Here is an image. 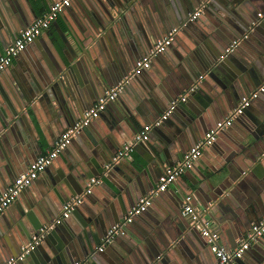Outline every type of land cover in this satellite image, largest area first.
Returning a JSON list of instances; mask_svg holds the SVG:
<instances>
[{
	"label": "water",
	"instance_id": "obj_1",
	"mask_svg": "<svg viewBox=\"0 0 264 264\" xmlns=\"http://www.w3.org/2000/svg\"><path fill=\"white\" fill-rule=\"evenodd\" d=\"M136 1L144 5L148 2L84 0L81 11L68 6L60 13L66 29L57 27L58 39L43 33L26 47L36 52L27 54L25 67L15 72L13 69L12 80L0 87V142L11 141L5 144V150L0 148V155L4 157L12 151L14 156L13 149L19 148L17 145L25 148L32 143L31 135H36V130L30 121L41 105L52 107V117L59 125L90 109L136 64L140 56L135 57V49L129 48L131 40L146 46L148 52L155 45L154 38L159 30L172 25L180 28L172 44L187 34L183 38L184 49L199 57L191 66L184 64L182 54L171 55L170 48L165 51L168 55L163 56L165 52L156 55L153 62L163 57L165 69L153 73L145 69L139 74L148 78L144 91H137L143 100L139 112L145 120L150 117L154 122L180 95L187 94L185 100L178 101L171 113L152 127L148 141L135 146L142 155V162L114 163L117 147L126 140L123 131L129 134L132 128L131 138L137 131L131 119L136 113L118 98L130 87L126 86L117 99L110 101L86 126L89 132L85 127L80 131L78 135L85 139L84 142L77 139L78 135L72 140L70 145L77 149L76 156L70 160L64 157L70 145L60 154L71 166V175L57 174L47 168L46 190L31 198L27 209L22 208L18 222L5 226L0 234V264L20 254L32 235L59 214L68 200L83 192L94 176H105L119 193L109 187L114 199H108L96 191L101 185H95L71 216L57 226L58 234L49 233L18 264H74L80 260H86L87 264L100 261L103 264H213L217 258L207 238L183 215L187 194L195 196L206 208V215L218 225L222 243L224 236L231 240L242 238L252 223L264 216V97L258 100L263 92L241 114L249 117L250 122H244L239 134L233 132L235 137L228 138L227 153L222 155L219 169L191 170L196 181L185 178L186 173L180 175L179 180L173 182L175 188H170L173 194L169 196V203L173 211L168 209L153 216L147 208L123 225L107 248L97 250L108 230L156 187L162 169L172 165L166 158L185 150L186 143L192 144L204 137L245 94L264 83V31H260L264 28V0H149L154 8L161 6L164 10L163 3L174 9L172 17L164 18L163 14L156 19L141 14ZM44 4L45 0H0L4 25L0 31L1 42L12 34L17 37L35 7ZM201 4L205 7L200 16L186 23L189 13ZM67 11L76 15L67 17ZM206 17L212 19L210 24L197 26L198 21H205ZM250 41L255 45L241 52V45ZM238 55L240 61L233 66L231 61ZM165 57L171 58L166 61ZM76 90L80 98L75 95ZM97 92L102 94L94 96ZM110 104L117 106L112 112L108 111ZM105 112L110 120L98 124ZM240 116L234 124L240 122ZM38 146L42 151L40 144ZM0 166L2 191L7 182L3 181L5 171L1 161ZM224 170L229 174L222 179L220 173ZM180 180L190 192L181 187ZM164 193L159 192L155 198ZM114 201L116 213L112 206ZM196 202L194 199L193 204L197 205ZM80 208L85 214L79 212ZM74 215L77 217L73 218ZM261 239L264 241V235ZM190 243L192 247L187 245ZM250 250L252 257L246 261L264 264V248L255 243ZM244 262L243 258L237 259V264Z\"/></svg>",
	"mask_w": 264,
	"mask_h": 264
},
{
	"label": "built area",
	"instance_id": "obj_2",
	"mask_svg": "<svg viewBox=\"0 0 264 264\" xmlns=\"http://www.w3.org/2000/svg\"><path fill=\"white\" fill-rule=\"evenodd\" d=\"M71 0H53L49 7L25 28L21 29L13 42H11L5 49L4 53L0 54V73L12 66L14 60L18 55L26 49V47L33 43L40 37L46 29H48L54 21L58 19L60 13L70 5ZM205 4L197 6L189 13L186 23L197 19L203 12ZM179 26L171 27L166 35L159 38L155 45L144 55L140 56L136 64L131 68L128 74L117 82V84L110 87L105 95H102L94 105L83 113V116L75 121L72 125L67 127L60 136L56 139L52 147L40 154L33 160L27 169L20 173L8 187L0 193V216L8 209L12 203L18 198L20 193L29 186L35 179H37L46 169L54 162V160L69 146L72 140L80 133V131L88 126L93 119L97 118L103 112L110 101H115L118 94L129 86L133 79L141 74L145 69H148L153 61V58L169 48L179 31ZM236 41L233 42V44ZM195 85L192 87L194 89ZM264 92V83L255 88L251 92L245 94L238 105L230 110L228 115L219 120L216 125L210 128L202 137L183 153L182 157L174 164L167 165L162 169V174L159 176L158 183L146 196L142 197L140 201L133 206L122 221L113 225L107 234L101 239L98 246V251H103L109 243H111L115 235L121 230L122 226L130 222L134 216L145 211L152 205L155 196L159 192L166 191L173 182H175L180 175L192 169L195 163L201 158L204 150L212 145L222 131L233 125L234 120L239 117L244 110L249 107L252 102L258 98L260 93ZM187 94L180 95L176 101L173 102L170 109H168L161 117L155 120L152 124H146L138 127L134 136L125 142L113 157V162L118 163L125 159H130L132 153L135 151V146L140 142L149 140V134L154 125H159L162 119L166 118L171 113L172 108L178 101L185 100ZM111 163L107 165L110 166ZM101 179L92 177L86 184L85 189L80 194L68 200L62 211L54 217L49 223L42 225L37 233L32 235L31 240L22 246L21 253L17 256L8 258L3 264H18L25 258L26 253L38 245L49 233L54 231L59 224L69 218L72 212L84 201V197L92 192L95 185L100 184ZM194 196L187 194L183 207V215L187 217L190 224L196 227L203 236L207 238L211 250L215 254L217 260L214 264H237V259L242 258L251 245L259 240L264 235V216L257 223H252L243 238L239 240L234 249H227L220 242V233L218 232L214 221L206 215V208L202 205L197 206L193 204ZM74 264H87V261L80 260Z\"/></svg>",
	"mask_w": 264,
	"mask_h": 264
},
{
	"label": "crops",
	"instance_id": "obj_3",
	"mask_svg": "<svg viewBox=\"0 0 264 264\" xmlns=\"http://www.w3.org/2000/svg\"><path fill=\"white\" fill-rule=\"evenodd\" d=\"M139 1V0H138ZM137 2V1H136ZM51 0H45V4L43 6H36L35 10L33 12V14H31V16L29 17V19L26 22V26H28L34 19V17H37L39 15H41L50 5ZM132 3V2H131ZM147 4L144 5V3L142 2H137V10L140 11V13L142 14H147V16H150L153 19H156V17L163 16V14H165V16H163L164 18H167V16H171L172 17V13H174V9H171V5L168 4H163L164 5V10L163 8L160 6L161 2H158V5L160 6V9L154 8V6H150V1L148 0V2H146ZM84 4V0H73L72 3H70L69 6H72L73 8H79V10L81 11V6ZM224 4V3H221ZM74 10V11H75ZM72 11H67V17L70 16L71 18H73L76 13H71ZM35 13V14H34ZM73 16V17H72ZM163 17H161V19H164ZM211 18H205V21H203L202 19H200L198 21V25L197 26H201L204 24H210L211 22ZM57 24L56 25H51L48 29H46L44 31V33H47L50 35L51 38H56L58 39V29H66V25L64 22V19L62 17H58L57 19ZM127 22L125 21L124 25L127 26L126 24ZM25 26V27H26ZM174 26V25H172ZM212 26V25H211ZM4 25H3V20L0 17V31L1 29H3ZM58 27V29H57ZM171 27V26H170ZM213 27V26H212ZM216 28V27H213ZM170 28H166L163 30H159V32L157 33L156 37L154 38L155 41H157L159 38L163 37L169 30ZM218 30H220V32L222 31L221 27H217ZM260 31H264V28L261 27ZM162 34H164L162 36ZM263 34V33H262ZM188 35L185 34L183 38L187 37ZM16 36H14V34H12L8 40L9 42L7 43L8 40H5L4 43L1 42L0 39V54L4 53L6 47L13 42V40H15ZM227 37V36H226ZM178 39L177 42H175L174 44H172L169 48V53H171V55H181L184 56V64H189V65H194L195 64V58H198V54H193L191 55L189 52V50L184 49V45H183V41L184 39ZM47 40V39H46ZM154 41V42H155ZM38 42V41H37ZM156 43V42H155ZM4 44H6L4 46ZM253 44L255 45V43L253 42H247L241 45V52H243V50H248L249 48H251L253 46ZM129 48H134L136 51V55L135 57L138 55L141 56L144 53L147 52L148 48L146 46H141L138 42H136V40H131V43L128 44ZM35 49L28 47V49L26 48L25 50L22 51V53H20V55H18V57L14 60L12 66H10L9 68H7L6 70H4L3 72L0 73V87H4L5 85H7L11 80L12 77L14 76L13 73V69L14 72L20 70L21 68L25 67V63L27 62V54L30 53H35ZM168 52V51H167ZM165 52L163 53V56L168 55V53ZM183 52V53H182ZM178 53V54H177ZM22 55V56H21ZM188 55V57L186 56ZM163 57H160L158 60H154V62L151 64V66L148 68V70L153 73V72H157V71H163L165 69V65H164V61H162ZM171 57H165L164 59H166V61L170 60ZM239 55L238 57L235 58L234 61H231V63L233 64V66L236 64L235 62H239ZM147 70V69H146ZM148 78L142 74L141 76L139 75L136 79H134L132 81V83L129 85L130 87L126 88V90L124 92H122V95H120L121 102L126 105L127 107H129L131 109V112L134 111L136 114L131 115V119L133 120V124L135 129L137 130L138 127L146 125V124H152L153 122L150 121V117L147 118L146 120L144 119L143 116H141V113L139 112V107L141 106V102L143 101L140 98V94L137 93V91H144V85H146V80ZM84 90H86L85 86L83 87ZM98 93V94H97ZM94 96L96 95H101L102 92H97ZM75 95L78 96V98H80V93L78 90H76ZM264 97V94L262 95V97H260V100H263L262 98ZM69 100H71V97L69 98ZM90 101V100H89ZM121 102H119L118 104L120 105ZM89 103V102H88ZM117 104V103H116ZM142 107V106H141ZM117 108V106L114 104H110L108 106V111L112 112L113 110H115ZM52 111H54L52 109V107L50 106H43L41 105L40 107L37 108V115H33L32 120L30 121V123L32 125H34V130H36V135H31L33 136L31 138L32 143L28 146L23 148L22 144L17 145L19 148L13 149V154L14 156H12V151L11 153H6L4 155V157H2L0 155V161H1V165L3 168V171H5V175L3 177V181H5L6 186L5 188L2 190L4 191L8 185L13 182L12 179H15L20 173L24 172L28 165L35 160L40 154H42L43 152H46L47 150H49L52 145L54 144V142L56 141V139L60 136V134L67 128L69 127L76 119H80V116L83 114V112H80L77 114V116H75V118H73V120H67V122H64L63 124L59 125L52 117ZM230 112V111H229ZM240 122H237L233 125L230 126L228 129H225L224 131H222L218 136L217 140L210 145L208 148H206L203 152V154L201 155L202 158H199V160L195 163V166L186 171L185 173L187 174L185 176V178H191L192 180L196 181V176L192 173L191 170H195L196 172L201 171L200 168H203L206 172H210V168H216L219 169V167L221 166V161H222V155L226 154V147H227V140H229V137H235L234 133L239 134V128L240 126H242V124L244 122H250L249 117H247L246 115H241L240 116ZM107 120H110V116L105 112L103 113V115L101 116V119L98 120L97 122H99L98 124H105L107 123ZM215 118H213L212 121H214ZM77 121V120H76ZM101 121V122H100ZM1 116H0V123H1ZM93 124V123H92ZM97 124V123H96ZM236 125V126H235ZM238 126V127H237ZM86 132H89V127H85ZM234 132V133H233ZM123 133L125 134V141L120 144L117 148L118 150L121 148V146L127 142L128 140L131 139V135H133L132 132V128H130V133L127 134L126 131H123ZM87 134V133H86ZM87 136V135H86ZM79 140H81L82 142H84V138L80 135H78ZM201 139V138H200ZM160 140V139H158ZM198 140H196V142L192 143V144H185V150H181L179 152H177L176 154L171 155L170 157H167L166 160L168 161V163H176L183 155L184 152H186L190 147H192L194 144L197 143ZM154 142V141H152ZM6 143H11V141H4L2 140V142H0V148H3V150H5V144ZM41 146L42 151L39 150V145ZM117 150V151H118ZM78 151L75 147H73V145H70V147L68 149H66V151H64V157L68 160L73 159L77 154ZM117 153V152H116ZM1 154V153H0ZM62 156H58L54 162L50 165V167H48V169L51 172H55L58 174V172H61L62 174L65 172L68 175H71V166L69 165L68 162H65L66 159H64V157ZM6 160V161H5ZM143 161L142 155L139 153V151L135 150L132 153V156L130 159H125L122 160L120 162H126L127 164L130 163H140ZM64 163V167L63 166ZM1 167V166H0ZM26 167V168H25ZM48 170V171H49ZM48 171H44L37 179H35L31 184L30 187H27L25 189H23V191L20 193V195L18 196V198L12 203V205L6 209V211L0 216V234L3 232V229L5 228V226L7 224L12 225L14 224L16 221L18 222V215L19 212H21L22 208L27 209V206L29 205V203L31 202V198H33L36 195H42L40 194V192L46 190L47 185H48V180H49V174ZM228 171L224 170L220 173L221 178H225L228 177ZM188 176V177H187ZM95 177V176H94ZM98 178L101 179L100 182V188L96 189V191L98 193L101 194V196L103 195L105 198L110 197V199H114L111 197V193L109 190V187L113 188L116 190V187L114 186V184L108 180L105 176L104 177H100V176H96ZM91 179V178H90ZM113 181L117 182L115 179L112 178ZM179 180V178L177 179ZM188 180V179H187ZM103 181H105L106 183H104ZM182 181V180H180ZM87 184V183H86ZM181 185V187L184 189L185 188V184L182 181V183H179ZM170 188H175V186L173 184H171L168 188V190L164 191V195L163 196H158V198H155L153 200V203L151 206H149L148 208V212L150 214H152L153 216H156V214H160L163 213L166 210H170L173 211L171 209V203H169V200L171 201V199L169 198V196H171L173 193L172 191H170ZM209 189V188H208ZM186 190H188V192H190V189L187 188ZM0 191V193L2 192ZM95 191V192H96ZM118 193L119 191L116 190ZM151 191V190H150ZM47 192V191H46ZM95 193L92 194V197L94 196ZM195 201H197V206L200 207L201 202H199V200H197V198H195ZM113 205V211L118 212L117 211V207H116V203L115 201L112 203ZM35 211V210H34ZM214 211V210H212ZM79 212L81 214H85V211L80 208ZM80 214V215H81ZM58 215V214H57ZM56 215V216H57ZM119 215V214H118ZM55 216V217H56ZM146 215L141 216L140 218L143 219V217L145 218ZM77 217L76 215L73 216ZM119 217V216H118ZM208 218L212 219L211 217H209L207 215ZM215 223V222H214ZM16 226V225H14ZM12 226V227H14ZM216 228L218 227V225L215 223ZM57 230V229H55ZM56 234L57 231H55ZM245 234V233H244ZM243 234V236H244ZM243 238V237H242ZM242 238H237L236 240L232 238L229 239L228 237L224 236V238H222L223 243L226 245V247H228V249H234L237 246V243L239 242L240 239ZM195 240V239H194ZM196 241V240H195ZM221 244L224 245L222 243V241L220 240ZM257 243V245H259L260 247L264 248V241L260 238L259 240H257L256 242L253 243V245ZM189 247H192V243L187 244ZM224 245V246H225ZM107 248V247H106ZM253 253H251V250H247L244 254V256L242 257L245 260V264H249L248 261H246L247 258H251ZM209 261H212V257L209 256ZM216 262V260L214 261V263ZM213 263V264H214ZM97 264V263H96ZM98 264H103L102 261L98 262Z\"/></svg>",
	"mask_w": 264,
	"mask_h": 264
}]
</instances>
